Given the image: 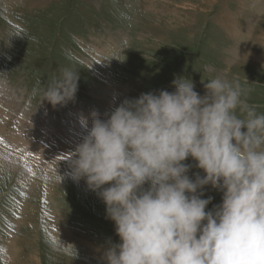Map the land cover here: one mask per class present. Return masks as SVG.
<instances>
[{
	"label": "rangeland",
	"instance_id": "374dc122",
	"mask_svg": "<svg viewBox=\"0 0 264 264\" xmlns=\"http://www.w3.org/2000/svg\"><path fill=\"white\" fill-rule=\"evenodd\" d=\"M235 16L240 31L250 30L233 34ZM262 35L264 0H0V148L13 158H0V264H103L106 248L119 243L105 205L84 181L56 178L75 149L50 150L27 125L47 121L54 127L46 126L48 133L72 135L65 120L105 115L142 93L174 91L178 77L204 95L217 75L238 81L262 114ZM66 70L77 75L75 95L53 107L45 93L70 87ZM85 134L76 135L78 144ZM32 156L39 160L29 162ZM185 163L190 177L199 172L191 159ZM221 195L205 189L209 209Z\"/></svg>",
	"mask_w": 264,
	"mask_h": 264
},
{
	"label": "clouds",
	"instance_id": "9594fccd",
	"mask_svg": "<svg viewBox=\"0 0 264 264\" xmlns=\"http://www.w3.org/2000/svg\"><path fill=\"white\" fill-rule=\"evenodd\" d=\"M63 75L70 87L45 93L53 107L75 95L76 73ZM207 81L201 95L178 77L174 91L125 98L82 122L68 171L55 174L83 180L105 205L119 243L103 264H264V113L238 81ZM208 186L222 194L211 209Z\"/></svg>",
	"mask_w": 264,
	"mask_h": 264
},
{
	"label": "bare ground",
	"instance_id": "6f19581e",
	"mask_svg": "<svg viewBox=\"0 0 264 264\" xmlns=\"http://www.w3.org/2000/svg\"><path fill=\"white\" fill-rule=\"evenodd\" d=\"M227 1V0H226ZM238 1V0H237ZM176 2V1H175ZM96 3V2H95ZM101 3V2H100ZM177 4V3H176ZM96 5H98L97 3H96ZM193 5V4H192ZM212 5V4H211ZM99 6V5H98ZM177 6V5H176ZM181 6V5H180ZM190 7V6H189ZM191 8H193V7H191ZM182 9V8H181ZM81 10V9H80ZM204 10V9H203ZM83 11V10H82ZM191 13V12H190ZM227 16V15H226ZM255 20H256V18H255ZM223 21H224V19H223ZM241 21V20H240ZM238 21H237V18H236V16L235 17H233V19H232V21H231V23H230V26H231V28H232V31H233V34H235V35H238L240 32L242 33L244 30H246V29H249L250 30V26L248 27H246V28H244L243 26V28L241 27V30L242 31H240L238 28H240V27H238V26H240V25H237L238 23H237ZM252 21H250L249 23H251ZM248 24V23H247ZM243 25V24H242ZM245 26V25H244ZM247 32H249V31H247ZM261 38H263L264 39V35H262V37ZM109 39V38H108ZM106 41H108V40H106ZM82 42V41H81ZM111 43V42H110ZM117 44V43H116ZM108 45V44H107ZM115 46V45H114ZM97 57V56H96ZM97 59V58H96ZM100 62V61H99ZM91 75V74H90ZM93 76V75H92ZM94 77V76H93ZM95 78V77H94ZM107 84H109V81L107 82ZM95 87H100V85L99 86H95ZM102 87H100V89H101ZM102 98H104V96H102ZM4 103V102H3ZM116 102L114 103V105H113V109L115 108V106H116ZM6 114V113H5ZM83 114V113H82ZM86 115H88L89 117H82L81 116V118H80V120H77V121H75L74 119L73 120H70V121H67V120H63L65 123H68V124H70L71 125V127L69 128V130H74V133L72 134V135H67V136H62V134H60L61 133V131H58V132H54V133H48V131L46 130V126L47 127H49V128H51L52 127V123L51 122H47V121H45V123H47V124H44V123H42V120H38L35 124H32V125H27V129H26V133H30V134H35L36 136H38V137H40L42 140H46V143L47 142H50L51 143V148H50V150L51 149H53L54 147H56V146H59L58 148H61L62 150L64 149V148H66L65 147V145H69L68 146V148H70L71 150H73V149H75L76 148V146L78 145V140L79 139H77V136L81 133V132H85V128H84V125H83V123L82 122H86L87 123V125H88V127H90L91 126V122H92V116H90V115H92V114H90L89 115V112H86L85 113ZM100 118H103L104 117V115L102 114V115H99L98 113H96ZM72 115H73V117H79V115H81L80 114V112H72ZM2 118V117H1ZM22 120V119H21ZM2 121H4L3 120V118H2ZM24 121V120H23ZM22 122V121H21ZM28 122V121H27ZM39 126V128H34V127H38ZM42 126V127H41ZM52 128H54V127H52ZM3 129V128H2ZM3 131V130H2ZM4 132V131H3ZM5 133V132H4ZM6 134V133H5ZM8 134V133H7ZM78 134V135H77ZM77 135V136H76ZM74 136H76V138H74ZM12 139H15L14 138V136H10ZM9 136L8 137H5L4 139H7V141H9L8 142V144H10V142L15 146V148L17 149V151H19V150H21V148H20V146L19 145H16V144H14L16 141H11V138H10ZM33 138V137H32ZM27 141V138H25L24 139V142H26ZM32 141V140H31ZM75 141V142H74ZM28 142V141H27ZM39 142H40V140H39ZM38 142V143H39ZM17 143V142H16ZM33 143V142H32ZM54 144V145H53ZM37 145V144H36ZM49 146V145H48ZM48 148V147H47ZM2 150H3V148H0V158L1 159H3V160H5V161H7V160H10V161H12L13 160V158H11V157H9V156H5L4 157V153H2ZM49 151V150H48ZM25 159V158H24ZM38 161L39 159H35L34 158V156H32V158H29V162H32V161ZM32 171V170H31ZM8 246V245H7ZM7 254V253H6ZM7 255H9V254H7ZM5 259V258H4Z\"/></svg>",
	"mask_w": 264,
	"mask_h": 264
}]
</instances>
